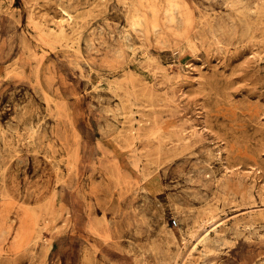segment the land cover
<instances>
[{"label": "rangeland", "instance_id": "1", "mask_svg": "<svg viewBox=\"0 0 264 264\" xmlns=\"http://www.w3.org/2000/svg\"><path fill=\"white\" fill-rule=\"evenodd\" d=\"M139 1L0 0V264H264V0Z\"/></svg>", "mask_w": 264, "mask_h": 264}, {"label": "bare ground", "instance_id": "2", "mask_svg": "<svg viewBox=\"0 0 264 264\" xmlns=\"http://www.w3.org/2000/svg\"><path fill=\"white\" fill-rule=\"evenodd\" d=\"M153 1V0H152ZM159 1V0H158ZM155 1V2H158ZM163 1V0H160ZM165 1V2H164ZM163 2L166 4L165 8H161V3H155L152 5L151 8L154 7V16L155 19H164L166 21L169 22H180L183 23L185 22L186 24L190 25L193 21V17L190 16L187 13H183V2L181 0H164ZM139 0H137V3L139 4ZM148 3V1H147ZM163 3V5H164ZM263 5V4H262ZM151 6V5H150ZM261 9V6H259ZM263 9V8H262ZM257 10V9H256ZM264 10V9H263ZM259 11V10H258ZM73 13L70 10V7L64 6L62 13L60 15V17L55 21V28H51V29H56L59 31V36H61L62 38H64L66 36V26H67V22L71 21L73 19ZM137 17V18H136ZM77 18V17H75ZM78 19V18H77ZM154 19V20H155ZM85 20V19H84ZM152 22V21H151ZM165 23V21H163ZM162 22V23H163ZM146 23H148V17H146V15L141 12L139 9H137V7H133V11L131 12V16H130V25L132 27L133 30L140 32V33H145L146 32ZM43 24V23H42ZM75 24V23H74ZM153 25V24H152ZM79 26V25H78ZM164 26V25H163ZM80 27V26H79ZM78 27V28H79ZM212 27V26H210ZM78 28L77 29L79 30ZM159 26L156 25L155 27V31L159 30ZM84 30V29H83ZM74 31V30H73ZM76 31V30H75ZM53 32V31H52ZM77 32V31H76ZM56 33V32H55ZM58 35V34H57ZM56 35V36H57ZM58 36V37H59ZM58 39V38H57ZM76 39V38H75ZM54 40V39H53ZM70 40V39H69ZM62 41V40H61ZM79 41V40H78ZM67 43V42H66ZM77 43V42H76ZM75 43V44H76ZM67 45V44H66ZM80 45V43H79ZM70 47L73 48L75 51L77 48L76 45L74 44H70ZM79 47V46H78ZM81 48V46H80ZM149 57V56H148ZM168 75V74H167ZM100 81V80H99ZM109 81V80H108ZM99 83V82H98ZM129 92V91H128ZM115 94V93H114ZM149 100V99H148ZM153 111V110H152ZM155 111V110H154ZM166 137V136H165ZM177 141V140H176ZM181 141V140H180ZM34 143V142H33ZM137 161V160H136ZM17 205V204H16ZM16 209V208H15ZM12 210V209H11ZM22 211V210H21ZM27 217V216H26ZM213 217V216H212ZM28 218V217H27ZM209 220V218H208ZM222 219H217L215 221H213V219L210 221L212 223H208L205 224L203 226H201V230L198 232V236H197V240H199L200 242H208L211 241L213 239V237H215L216 235L219 234V232L215 229L219 226V224H217L218 222H220ZM8 222V221H7ZM12 224V223H11ZM14 224V223H13ZM217 224L216 226L213 227V225ZM1 226V225H0ZM213 227V228H212ZM211 228L215 231L214 232V236H212L211 234ZM6 229V228H5ZM24 230V229H23ZM11 231V230H10ZM194 232V231H193ZM6 233V232H5ZM20 233V232H19ZM29 234V233H28ZM9 236V235H8ZM40 237V235H39ZM30 242V241H29ZM165 242V241H164ZM6 243V242H5Z\"/></svg>", "mask_w": 264, "mask_h": 264}, {"label": "built area", "instance_id": "3", "mask_svg": "<svg viewBox=\"0 0 264 264\" xmlns=\"http://www.w3.org/2000/svg\"><path fill=\"white\" fill-rule=\"evenodd\" d=\"M176 222H177L176 219H173V223L176 224Z\"/></svg>", "mask_w": 264, "mask_h": 264}]
</instances>
